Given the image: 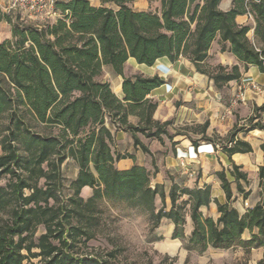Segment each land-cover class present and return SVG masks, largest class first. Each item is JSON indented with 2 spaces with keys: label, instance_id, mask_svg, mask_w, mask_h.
<instances>
[{
  "label": "trees",
  "instance_id": "obj_1",
  "mask_svg": "<svg viewBox=\"0 0 264 264\" xmlns=\"http://www.w3.org/2000/svg\"><path fill=\"white\" fill-rule=\"evenodd\" d=\"M99 1L94 6L89 0H57L58 17L40 26L0 11V22L9 24L11 35L0 40V180L6 179L0 184V264H135L118 260L116 249L98 251L88 245L101 201L149 210L153 227L169 220L172 238L184 242L188 252L240 246L247 256L252 248L264 246V166L258 170L261 199L243 214L232 206L229 176L244 198L248 192L240 181L248 182L247 173L234 163L216 173L224 203L212 199L209 185L172 184L166 210L163 186L151 187L154 161L152 172L139 164L117 168L116 161L134 156L113 150L110 131L114 126L129 132L134 148L149 155L137 134L159 142L163 136L172 138L167 129L172 120L153 118L157 102L149 96L163 79L123 76L130 58L146 66L161 57L171 62L184 58L221 87L241 74L237 64L206 66L210 45L217 40L220 50H228L244 68L255 65L264 71V44L257 47L247 37L249 25L235 21L237 15L250 14L254 35L264 42V0H233L228 10L219 7L220 0H147V10L132 8L135 0ZM105 65L123 78L121 99L108 82L98 80ZM262 113L264 104L255 106L248 126L235 125L229 132L227 139L234 142L224 147L228 156L252 150L234 137L238 131H264ZM129 116L137 117V123H130ZM67 158L78 170L69 183L71 193L64 197L61 166ZM84 187L91 189L86 198ZM211 201L219 213L216 220L199 211ZM186 214L192 221L187 237ZM253 228L257 233L250 239L240 238Z\"/></svg>",
  "mask_w": 264,
  "mask_h": 264
},
{
  "label": "crops",
  "instance_id": "obj_2",
  "mask_svg": "<svg viewBox=\"0 0 264 264\" xmlns=\"http://www.w3.org/2000/svg\"><path fill=\"white\" fill-rule=\"evenodd\" d=\"M232 1L220 0L219 7L222 10H228ZM89 2L94 6L100 4L99 0H89ZM5 5L6 0H0V11L4 13ZM130 6L135 10H147L150 5L147 0H135ZM235 21L241 25H249L247 37L257 47L264 44L254 35L255 23L252 16L243 13L237 15ZM3 26L8 28V34H10L8 23L1 21L0 27ZM226 46L228 47V44ZM130 59L124 64L123 76L129 77L141 72L148 76L157 75L163 79V84L154 88L149 96L157 102L153 118L161 122L172 120V124L167 128L172 138L163 136V141L159 142L137 134L139 140L151 152L149 155L142 152L139 147L134 148L133 138L129 132L111 126L110 131L114 135L113 150L116 153L126 152L134 156L133 159L124 158L116 161L115 166L119 169H127L133 164H139L150 170L153 160L157 171L152 175L151 187L157 184L163 186L166 195V210H168L170 208L168 192L172 184L187 188H203L209 185L212 199L215 198L218 202L224 203L225 193L216 173L222 169H231L234 163L240 171L247 173L248 182L241 180L240 183L248 195L243 198L236 191V182L229 176L235 197L232 206L240 214L252 208L261 199V180L258 170L260 166H264V152L261 149V145L264 144V131L255 128L236 133L234 140L239 139L248 143L252 149L250 152H236L228 156L224 147H229L234 142L227 139L233 127L235 125L247 127V119L253 114L254 107L264 104V71H260L255 65H248L244 68L232 53L228 50H220L217 40L210 45L205 60L206 66L220 64L230 67L237 64L241 74L238 80L229 81L221 87H216L206 74L196 71L193 65L184 58L171 62L168 58L161 57L151 66L138 64L133 59L132 62L137 66L133 71L129 70L131 65L129 63L127 65ZM141 68H146V71ZM98 80L108 82L112 92L120 99L123 97L121 88L123 78L115 73L111 66H103ZM237 92L243 93L244 101L233 103ZM261 118L264 121V113L261 114ZM128 121L136 124L138 118L129 116ZM204 124L205 127H202ZM88 190L91 193L89 187L82 189V194L83 191L86 192V197L90 195ZM168 201L169 205H167ZM199 211L204 217H210L213 220L219 216L213 201L208 206H201ZM165 220L167 221L166 232L172 238L174 225L169 220ZM191 230L192 221L189 214H186L183 227L184 236H189ZM254 233H257V228L245 229L240 238L248 240ZM234 247H237L239 253L244 255V250L240 246ZM209 249L213 248L208 247L206 251ZM247 256L248 263L257 264V261L264 259V246L252 248Z\"/></svg>",
  "mask_w": 264,
  "mask_h": 264
},
{
  "label": "rangeland",
  "instance_id": "obj_3",
  "mask_svg": "<svg viewBox=\"0 0 264 264\" xmlns=\"http://www.w3.org/2000/svg\"><path fill=\"white\" fill-rule=\"evenodd\" d=\"M27 23H31V21H27ZM10 38L8 28L0 27V40H9ZM132 61L130 59L127 62V65L128 63L131 65L130 71L137 67ZM141 69L146 71V68ZM137 73L145 75L141 72ZM142 161L144 162V160ZM77 170L76 163L70 158H67L62 164V196L66 197L71 193L69 183L75 177ZM150 171H153L152 164ZM5 182V178L0 180V184ZM88 192L90 193V190ZM82 195L86 198L87 194L83 191ZM160 204V200L157 199L156 208ZM167 205H169V201ZM98 208L99 222L93 228L94 237L88 242V245L98 251L116 249L118 260L122 262L135 264H250L248 256L240 254L237 247L226 250L209 249L202 253L188 252L184 248V242L172 239L167 234L165 219H162L157 227H153L149 210L127 208L121 201H101L98 203ZM42 231L43 229L40 227L37 235Z\"/></svg>",
  "mask_w": 264,
  "mask_h": 264
},
{
  "label": "built area",
  "instance_id": "obj_4",
  "mask_svg": "<svg viewBox=\"0 0 264 264\" xmlns=\"http://www.w3.org/2000/svg\"><path fill=\"white\" fill-rule=\"evenodd\" d=\"M57 0H6L4 7L5 13L18 16L20 20L31 21L34 25H43L55 20L58 17V10L55 8ZM248 14V13H247ZM251 16L250 14H248ZM41 21V22H38ZM235 100L244 101L243 93L237 92L234 95Z\"/></svg>",
  "mask_w": 264,
  "mask_h": 264
},
{
  "label": "bare ground",
  "instance_id": "obj_5",
  "mask_svg": "<svg viewBox=\"0 0 264 264\" xmlns=\"http://www.w3.org/2000/svg\"><path fill=\"white\" fill-rule=\"evenodd\" d=\"M133 60V59H132Z\"/></svg>",
  "mask_w": 264,
  "mask_h": 264
}]
</instances>
